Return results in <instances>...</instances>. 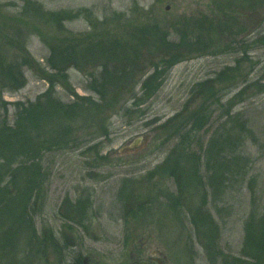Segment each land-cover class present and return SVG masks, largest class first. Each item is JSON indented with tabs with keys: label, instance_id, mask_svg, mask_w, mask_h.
<instances>
[{
	"label": "rangeland",
	"instance_id": "1",
	"mask_svg": "<svg viewBox=\"0 0 264 264\" xmlns=\"http://www.w3.org/2000/svg\"><path fill=\"white\" fill-rule=\"evenodd\" d=\"M26 1L0 0V125H13L15 104L34 103L51 87L55 73L46 60L59 36L48 17L34 18L37 9L70 12V38L96 52L91 60L61 66L65 80H55L56 97L67 104L90 98L100 110L104 101L111 104L102 120L75 122L71 138L63 132L61 146L43 153L41 199L33 214L39 242L28 223L18 240L1 243L0 264H74L77 258L130 264L132 255L213 264L211 242L192 225L204 198L216 228L209 233L218 240L213 250L240 257L246 224L264 209V38L251 44L264 36L263 16L231 21L217 14L212 0H33L35 11L24 9ZM151 33L158 36L150 45ZM98 47L113 49L108 64L100 63ZM11 64L16 82L2 76ZM102 76L108 88L89 91ZM152 76L157 88L148 99L142 88ZM197 84L213 87L223 108L213 109V121L183 149L180 121L173 118L204 101ZM240 91L233 107L231 98ZM220 109L240 113L251 134L239 146L237 178L213 195L192 176L185 183L173 177L170 158L180 152L188 176L197 168L207 180L212 158L204 149L224 122Z\"/></svg>",
	"mask_w": 264,
	"mask_h": 264
},
{
	"label": "trees",
	"instance_id": "2",
	"mask_svg": "<svg viewBox=\"0 0 264 264\" xmlns=\"http://www.w3.org/2000/svg\"><path fill=\"white\" fill-rule=\"evenodd\" d=\"M212 2L217 14L223 15L226 19L230 18L231 21L241 22L243 17H248V22H251V18L255 14H261L264 18V0H212ZM35 4L38 5L31 0L26 1L24 9L28 10L29 7L35 11ZM37 12L39 14L33 13L34 18L48 17L47 23L55 28L59 36L56 43L49 46L50 55L46 60L49 69L55 74L50 76L51 87L36 102L27 105L15 104L16 114L13 125L4 123L0 125V245L1 243L12 244L18 240L19 236L25 233L22 227H27L28 223L32 227V234L35 237L33 239H37L39 242L36 237L33 214L35 205L41 199L39 192L42 191L43 174L40 161L43 153L61 146V140L65 136L63 132L70 135L71 138L72 126L75 122L90 121L95 124L97 120H102L103 109L111 104L104 101L108 104L103 105L100 110L90 98L77 97L67 104L56 97L55 80L57 79L59 82L65 80L63 79L65 73H62L61 66L77 65L78 61H83L82 57L85 56L91 60L94 57L92 55H96V52L92 47L84 48L80 43L75 45V39L70 38L72 33L65 27L67 22L73 20L70 12L61 11L48 14L40 9H37ZM157 36L158 34L152 36V33L149 35L150 45L155 43ZM262 37L264 38L263 34H260L251 44L262 41ZM98 50L101 57L99 61L102 64L107 63L109 56H113L111 47H98ZM21 65L29 66L30 63L27 60H22ZM0 70L2 69L0 68ZM16 70L17 67L11 64L3 69L2 76L5 73L8 79L16 82L12 75ZM227 73L232 75L233 81L238 78L236 69L231 68L227 70ZM221 78L226 79L227 76ZM156 80V76L149 77L143 85L142 94L148 99L153 96L151 92H155L157 88ZM100 81H94L89 91L98 92L108 88V77L102 76ZM150 83L154 84L150 86ZM247 83L245 82L242 87ZM25 85L26 81L22 80L20 87L23 88ZM199 85L197 84L195 89L200 91L199 87H201L200 92L204 101L195 108H190L188 105L180 115L173 118L175 122L180 121L177 134H184L180 137L183 149H185L184 146L189 148L188 143L191 138L193 140V133H199L210 125L215 117L213 109L223 108V105H220L221 99L213 93V87ZM240 95H242L241 91L233 94L230 101L233 102V107L234 100ZM100 96L102 97V95ZM220 116L224 122L220 130L211 136L204 149L206 155L208 154L212 158V162L207 161L210 167V176L207 180L200 176L197 168L194 171L190 170L188 176L187 169L181 164L180 152L170 158L172 162L170 173L173 177L184 180L185 183V179L192 176L195 184L200 185L205 191L211 190L213 195L225 190L227 185L237 178L241 160L239 146L246 140L245 135L251 134V130L240 113L234 112L233 109L224 111L220 109ZM231 125L232 128H230ZM230 134L231 136H229ZM225 149L230 151L226 152ZM192 216L194 229L198 232L203 231V237L205 236L208 245L210 242L214 245L218 240H212L209 233L216 234V228L212 216L206 208V198L203 199L202 207L192 212ZM212 237L214 236L212 235ZM52 243L56 245V240H52ZM211 244L208 248L211 249L212 258H215L213 264H219V262L220 264H264V209L261 214L253 212L247 222L245 242L240 257L223 255L220 250L214 251ZM74 264H82L81 259L77 258Z\"/></svg>",
	"mask_w": 264,
	"mask_h": 264
},
{
	"label": "flooded vegetation",
	"instance_id": "3",
	"mask_svg": "<svg viewBox=\"0 0 264 264\" xmlns=\"http://www.w3.org/2000/svg\"><path fill=\"white\" fill-rule=\"evenodd\" d=\"M131 257H132L133 259H132V261H131L130 264H135V262H138L137 259H136L138 256H134V255H132ZM81 261H82V260H81ZM143 262H147V263H149V264H166V262H165L164 260H161V259L156 258V257H153V258L151 257V258H149L148 260L143 261ZM82 264H84L83 261H82ZM87 264H94V262H92V261L89 259Z\"/></svg>",
	"mask_w": 264,
	"mask_h": 264
},
{
	"label": "water",
	"instance_id": "4",
	"mask_svg": "<svg viewBox=\"0 0 264 264\" xmlns=\"http://www.w3.org/2000/svg\"><path fill=\"white\" fill-rule=\"evenodd\" d=\"M88 260H89V258H85L84 261H83V263L84 264H87L88 263ZM135 264H149V263H147V262H135Z\"/></svg>",
	"mask_w": 264,
	"mask_h": 264
}]
</instances>
